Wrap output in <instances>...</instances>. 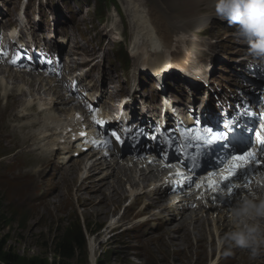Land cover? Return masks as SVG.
<instances>
[{
    "label": "rangeland",
    "instance_id": "obj_1",
    "mask_svg": "<svg viewBox=\"0 0 264 264\" xmlns=\"http://www.w3.org/2000/svg\"><path fill=\"white\" fill-rule=\"evenodd\" d=\"M120 1L131 20L133 17L131 10L128 9V1ZM49 2L54 8L59 6L58 0H49ZM136 6L141 9L137 3ZM120 28L126 30L129 38L134 31L131 22L124 25L120 23ZM84 30H86L85 26ZM84 39L91 38L84 37ZM97 39L103 44L106 43L100 32L97 33ZM110 47L115 48L112 43H110ZM114 51L117 53V49ZM118 56L125 61L128 72L131 64L130 57L123 50L118 53ZM99 74L100 72L96 70L91 78L97 81ZM49 86L52 88L51 95L56 99L57 97L63 99L60 88L53 82H49ZM9 90L7 89V91ZM114 90L118 91V87ZM26 102L27 97L24 95L13 101L0 98V150L5 154L0 159L6 161V163L0 161V170L7 172L0 175V240L5 241L3 253L8 254L9 258L16 259L17 263L14 264H41L44 262L49 264L54 262L56 264H211V254L214 253V256L217 254L222 239L218 244H212V234L209 231H206L207 236L201 241L199 240V230H194L187 235L180 233L183 241H178V238L175 237L177 242L174 245H168L167 238H162L161 235L156 236V231L160 230L159 228L149 230L148 233L153 232V236L151 235L149 239L142 238L145 235L142 233V228L146 226V221H150L155 215L149 207L144 210V215L140 216V211L148 200L147 197L140 198L128 206V196L124 198L113 196L107 199L106 195L102 193V203L96 202L94 196L96 189L94 190L93 182L87 184V178L82 179L86 167L80 166L75 174L73 171L75 164L69 163L68 168L64 171L67 175L56 177L55 174H52V164L46 162L41 171H36L39 156H36L35 159V154L41 150H37V145L29 147L24 142L25 137L32 132L28 128L21 129L20 121L14 117V113ZM9 103H12L11 109L7 108ZM16 107L17 110H15ZM59 107L62 113L68 114L71 111L70 105L67 106V109L65 105L59 104ZM30 111L37 112L38 110L34 106ZM69 158L75 157L71 155ZM16 160L19 162L12 164L10 168L5 166ZM32 162H35L36 167L32 165ZM127 187L128 184H122L124 191H127ZM66 194H69V204L61 202L62 197ZM77 194H79L78 198ZM110 194L111 191L108 189V195ZM123 205L126 206L124 212ZM114 208L122 211L124 215L120 221L132 225L131 229H126L127 232H122L121 228H118L119 232L108 237L107 229L110 224L108 221L111 216H114L112 214ZM143 217L147 220L142 224ZM110 227H113V224H110ZM79 228L83 234L81 247L75 244L73 238ZM114 230L112 229V231ZM63 238L73 241V249L69 257H61L56 252V244ZM91 241L96 245L94 249L95 261L91 259ZM230 254H235V251L229 249L222 253L221 264H264L260 262L264 258V254L251 258L243 249L236 251L235 256H228Z\"/></svg>",
    "mask_w": 264,
    "mask_h": 264
},
{
    "label": "bare ground",
    "instance_id": "obj_2",
    "mask_svg": "<svg viewBox=\"0 0 264 264\" xmlns=\"http://www.w3.org/2000/svg\"><path fill=\"white\" fill-rule=\"evenodd\" d=\"M189 4L190 5L188 7V10H190V11L194 10V12H195L194 7L197 5V1L196 0H189ZM133 7H135V6H133ZM196 14L197 13H194L193 18L199 19L200 17ZM133 18L135 20V25L137 28V34H136L137 37H139L140 35L147 34V33H152V32H154V30H156L162 35V37L164 39H170L172 37V32L174 30V28H172L171 25H172V23H174L178 19V16L175 13H172L168 16V20H166L164 24L158 25L155 22V19H154L152 12L150 10H148V12H147L144 9L136 8L135 13L133 15ZM125 41H126L125 39L120 41V43L118 45L117 53H119L123 49L121 45L124 44ZM154 45L156 47H160L159 44L155 43ZM196 50L198 51L197 46H196ZM189 63H192V64L197 63V59H196V57H194L192 55V53L189 54ZM7 72H8V74H6ZM3 74H6V75L2 78V80H0V87L1 86H7L11 82L15 83V81L21 77L18 75V73L15 74L11 70L2 69V66H0V75H3ZM25 88L28 89V86L27 85L21 86L19 88V91H16V89H11V90L6 92L5 97L9 101H13L16 98H20L21 95H27V91L25 90ZM51 90H52L51 88H46V92H50ZM103 91L106 93L109 92L108 89H104ZM35 102H38V104L40 106L39 110L37 112L36 111H30V109H32L34 107L31 105L33 103V101L30 100L28 103L25 104L24 111L17 110V107H16L15 110H17V112L14 113V117L16 120L20 121L19 127L21 129L28 128L32 132V133H29L25 137L24 142L29 147H32L33 145H37L36 148L41 149L40 152L35 154V159H36V156H39L38 157V160H39L38 169H36V171H41L42 166L46 162H50L52 164V167H51L52 174H55L56 177L64 176V174L67 175V173H64V171L66 168H68L69 163L75 164V167L73 170L75 172L76 168L78 167V165L80 163L84 164L83 160H85V163H86L93 156V160L90 163V168L92 169V171L88 172V176L90 177L88 182L89 183L93 182L94 190L96 189V194L94 195L96 202L102 203V198H103L102 193L105 194L107 199H108L107 190L105 189L106 185L111 188V191H114V194L121 195L123 192L120 191V189H119V186L121 183V179H120L121 175H119V173L117 171V167L119 165L117 163V158H118L117 155L113 152L108 157V160H105V158L100 157V156L95 157L94 154L87 155L88 152H87V154H84L83 151H80V149H79V147L81 145H83L84 143H81L78 137H77V139L72 140V136H73L72 132L66 134L64 137L59 136V130L58 129H64L65 128L64 124L66 121H69L70 115L67 118L63 119L60 116H55L53 114V111L43 112L45 110H53L57 106V105H54L52 101H50L49 99H47L43 96L36 98ZM11 106H12V103H9L7 108L11 109L12 108ZM105 114L106 113L104 112L103 108L101 107L97 116L103 117ZM69 125H71V124L69 123ZM63 138L65 139V141L62 143L61 140ZM95 139L99 140V138H95V136L92 134L91 130H87V135L85 136V141L86 142H89L91 140L95 141ZM127 139H129V137ZM54 149H56L55 153H53ZM74 150L79 151L77 154L78 157L69 160L68 155H71V152ZM132 154H131L132 158H134L135 160L139 159V157L136 158ZM131 156H129V161H131ZM140 163H142V161ZM32 165L34 167H36L35 162H32ZM85 165L86 164H84V167H85ZM137 165L138 164H135L134 167L136 168ZM56 166H58V168H56ZM82 170H84V169L82 168ZM126 174H127L126 177L130 176V174L128 175V172H126ZM149 174H150V172H146V171L141 172L138 180H141L142 182H144L146 179H149ZM123 175H125V172ZM70 177H72V175ZM52 180H53V178H52ZM132 180L133 179H130V183H131L130 189L131 190H130L129 194H131V195L136 191V188H134L132 185ZM235 182L242 183L244 181H243V179H241V180L235 181ZM52 184H55V182H52ZM166 194L169 195L168 193H166ZM172 196H174V195H172ZM78 197H79V194H78ZM229 200H231V198ZM104 201H105V199H104ZM219 201L221 202L222 206H225V204H226L225 201H221L220 198H219ZM150 204H153V206H155L156 208L159 205L161 207V212L168 209V207L166 205H164L163 200L160 197L152 199V201L149 202V205ZM214 210L217 211L218 209H214ZM189 217L190 216L185 212L180 213L179 218H178V221H179L178 223L174 221L173 216L167 215V217H161L162 218L161 221H159L158 224L154 226V227L158 226V228H160V230L156 231V233H157L156 236L161 235L162 238L163 237L167 238L168 245H174V243L177 242L174 239L175 237L178 238V241H183L181 238V235H180L181 226H182L181 233H184V235H187L188 233H190V231L188 229V222H191L192 220L194 221V223L196 225L200 226L204 230V228H205V221L204 220H200L199 218H192L187 222ZM136 218H138V217H136ZM205 219L208 220L209 218L206 217ZM212 221H215V218H213ZM148 226H149V221H146V226L144 227V229L148 228ZM149 230H150V228L144 232V234H145L144 238L149 239V237L151 235L153 236V232L148 233ZM196 230H199V229H196ZM210 231H211V234H213L211 229H210ZM133 239H134V237H133ZM204 239H205V235H202L201 240H204ZM90 245H91V259L93 261H95L96 255H95L94 249H95L96 245L93 243V241H91ZM210 263L215 264L216 260L213 258ZM0 264H5V263L1 262Z\"/></svg>",
    "mask_w": 264,
    "mask_h": 264
},
{
    "label": "snow or ice",
    "instance_id": "obj_3",
    "mask_svg": "<svg viewBox=\"0 0 264 264\" xmlns=\"http://www.w3.org/2000/svg\"><path fill=\"white\" fill-rule=\"evenodd\" d=\"M223 19V17H220ZM21 53H16L14 59L11 61L13 64L20 59ZM50 63V61H48ZM264 99V95L260 97ZM90 112L93 113L92 120L97 125H104L105 121L99 119L96 113L98 109H93L91 105H86ZM251 105L247 104L243 99L241 104L237 106V115L228 116L227 113L221 114V121L213 127L200 126V122L196 121V126L191 130L184 129L180 133L181 137H187L185 144L179 146V151L185 157V163L191 161V169L195 170L200 167L198 161L203 156H214L217 151L223 152V157L217 163L215 160L209 158L206 161L208 167L217 169L209 171L207 176L202 178L201 183H197L196 187L201 188L202 184L206 186V190H210L213 194H219L223 192L222 185L227 188V196L233 197L234 191L239 189L241 191L249 188L251 184L250 176L253 169L261 166L264 161V109L260 113L254 115V119L251 122L252 126L241 128L238 125L242 118L253 116V113L249 111ZM78 118H79V114ZM227 117V118H225ZM182 123V122H181ZM247 133V135H245ZM83 135V133H81ZM112 137L116 141L123 143L121 134L113 131ZM150 139L158 140L157 135H152ZM195 143H192V141ZM171 141V138H169ZM169 141H166L167 144ZM105 144L110 143L109 140L104 141ZM191 144L193 149L199 148L200 151L196 155L189 156L185 152V148ZM165 158L168 157V153L164 154ZM179 158V157H177ZM223 165V167H221ZM243 179L244 183H236L233 178L238 177ZM178 176L183 177L184 173L178 172ZM189 180L191 177L188 178ZM227 182V183H225ZM204 192H201V197L204 196ZM240 195H236L235 198H239ZM217 196H213V202L217 199Z\"/></svg>",
    "mask_w": 264,
    "mask_h": 264
},
{
    "label": "clouds",
    "instance_id": "obj_4",
    "mask_svg": "<svg viewBox=\"0 0 264 264\" xmlns=\"http://www.w3.org/2000/svg\"><path fill=\"white\" fill-rule=\"evenodd\" d=\"M215 11L237 27V36L249 45L248 56L264 62V0H216ZM228 215L222 242L245 250L251 258L263 254L259 250L264 245V196L241 194Z\"/></svg>",
    "mask_w": 264,
    "mask_h": 264
},
{
    "label": "trees",
    "instance_id": "obj_5",
    "mask_svg": "<svg viewBox=\"0 0 264 264\" xmlns=\"http://www.w3.org/2000/svg\"><path fill=\"white\" fill-rule=\"evenodd\" d=\"M73 238L75 239V242H76L75 244L77 246L81 247L83 244V234L81 232V228H79L78 231L76 230V233L73 236ZM4 243H5V241L0 240V263L1 262H4L5 264L17 263L15 258H13V257L9 258L8 254L3 253L2 250L4 248ZM72 249H73V241L68 240V238L67 239L63 238L61 242H58L56 244V252H58L59 256H61V257H64V256L69 257L71 255ZM41 264H49V263L44 262ZM52 264H56V262H54Z\"/></svg>",
    "mask_w": 264,
    "mask_h": 264
}]
</instances>
